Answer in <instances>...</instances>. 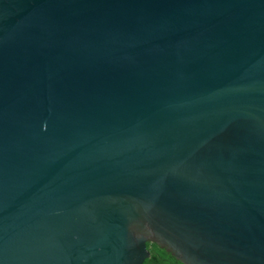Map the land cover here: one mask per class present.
Masks as SVG:
<instances>
[{"label": "water", "instance_id": "obj_1", "mask_svg": "<svg viewBox=\"0 0 264 264\" xmlns=\"http://www.w3.org/2000/svg\"><path fill=\"white\" fill-rule=\"evenodd\" d=\"M264 264V0H0V264Z\"/></svg>", "mask_w": 264, "mask_h": 264}, {"label": "trees", "instance_id": "obj_2", "mask_svg": "<svg viewBox=\"0 0 264 264\" xmlns=\"http://www.w3.org/2000/svg\"><path fill=\"white\" fill-rule=\"evenodd\" d=\"M146 247L149 251V256L142 264H183L170 252H167L155 242H147Z\"/></svg>", "mask_w": 264, "mask_h": 264}]
</instances>
